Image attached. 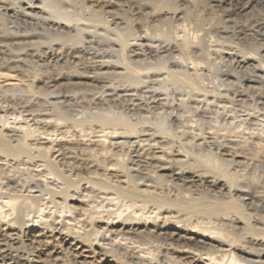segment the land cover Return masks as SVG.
<instances>
[{
    "label": "rangeland",
    "instance_id": "obj_1",
    "mask_svg": "<svg viewBox=\"0 0 264 264\" xmlns=\"http://www.w3.org/2000/svg\"><path fill=\"white\" fill-rule=\"evenodd\" d=\"M157 1L37 0L39 5L49 10L43 16L49 21L41 18L33 24H26L21 18L0 8V73L15 76L20 84L0 85V129H11L21 119V123L26 126L23 124L20 135L15 133L13 137L23 142L17 141L16 145L19 142L27 147L32 142L31 148L35 149H31L32 154L40 156L44 153V156L47 155L53 161L56 159L55 164L60 165L56 171L47 165L45 168L39 167L36 159L27 160L23 154L10 157L11 153L0 151V186L2 184L4 189L10 188L7 199L12 201H21L29 193L26 189L37 191L40 194L39 204L55 211L54 214L51 211L54 218L63 223L60 224L61 228L67 234L73 233L77 225L76 230L81 228L84 232L89 227L87 233L91 231L90 239L96 236L97 240L107 233L116 264H139L145 258L142 264H193L175 253L174 249H180L182 242L169 240V249L166 244L169 241L165 242L166 239L156 233L153 224L158 216H166L174 221L178 218L177 221L192 231V235L204 238L209 245L201 247L204 249L205 246L206 249L196 248L204 256L216 255V259L223 258L225 262L233 254L240 264H264V242L256 244L252 241V237L264 239V34L258 30L260 20L264 19V1H257L240 12L236 10L235 0V3L233 0H165L170 3L168 8L157 6ZM52 20L55 23L62 22L64 27L57 28L52 25ZM1 31H6L5 35ZM132 41H136L135 44ZM149 45L157 47H154V53L145 49ZM162 46L171 49L163 51L160 49ZM254 76H259V79ZM13 117L19 118L14 121L16 118ZM34 119L51 121L48 125L38 126L33 124ZM7 125L9 127L6 128ZM28 125L31 126L28 127L30 130L26 129ZM101 133L103 141L96 142L94 135ZM40 134L52 137L55 145L52 143L51 147L55 150L47 143L35 142ZM111 141H119V144L115 146ZM140 142L146 144L143 150L136 147ZM128 148H131L132 156ZM215 162L222 166L218 167ZM112 166L115 172L111 175L114 177L107 175L111 180H124L117 178L116 172L120 169L125 172L127 169L125 173L131 174L129 186L122 184L121 187L138 193L144 188L141 190L143 195L147 190L148 193L153 192L151 195L155 194L159 204H152L154 207H151L141 196L84 182L91 174L103 176V167ZM161 168L173 170L180 178L170 176ZM183 172L228 181L229 189L221 193V190L208 186L204 180L188 186L181 178ZM51 175L54 178H50ZM50 183L53 185L48 186ZM86 184L87 187H84ZM35 188H39V191ZM0 189H3L2 186ZM245 194L250 198L244 200ZM72 197H85V201L76 202ZM5 199L0 198V201ZM146 205L150 208L148 206L147 209ZM237 207L240 212H237ZM1 209L5 210L4 207L0 208V212L5 214ZM213 209L216 211L212 212ZM36 213L39 214L36 210L27 215L36 221ZM237 213L240 216H235ZM236 217L241 219V223L234 220ZM65 219L73 225H67ZM107 220L115 223L108 225ZM140 220L145 221L146 227ZM129 227L140 232L129 234ZM123 236V242H118L119 239L122 241ZM34 239L31 241L23 237L19 244L11 247L13 251L10 255L15 252V257L8 255L5 262L29 264L24 260L33 256L32 259H39L36 264H60L61 261V264H92L89 263L91 260L79 262L77 258L64 254L65 251L56 255L45 254L47 252H43L44 249L47 247L50 251L53 246V243L49 245L46 241L47 234ZM124 240H127V245L120 244ZM122 246H125L124 250ZM133 251L139 255L143 252V260H134L130 255ZM17 256H22V259H17ZM47 259L51 262H46Z\"/></svg>",
    "mask_w": 264,
    "mask_h": 264
},
{
    "label": "bare ground",
    "instance_id": "obj_2",
    "mask_svg": "<svg viewBox=\"0 0 264 264\" xmlns=\"http://www.w3.org/2000/svg\"><path fill=\"white\" fill-rule=\"evenodd\" d=\"M9 1L10 0H0V8L1 9H3V10H5V12H9L12 16H15V17H19V18H21L22 19V21L24 22V23H26V24H28V23H30V24H33L35 21H37L38 19H41V18H43L44 20H48V19H46L45 17H43L45 14H47V12L49 11H47V9H45V7H43V6H41V5H39L36 1L37 0H14V2H12L11 1V3H9ZM42 1V0H41ZM222 1V0H221ZM220 1V2H221ZM226 1V0H225ZM230 1V0H229ZM234 1V0H233ZM232 1V2H233ZM236 1V5H237V8H236V10L237 11H245V10H247L248 8H250L251 6H253L257 1H261L262 2V0H235ZM235 1H234V3H235ZM264 1V0H263ZM16 2V3H15ZM45 2V1H44ZM92 2V1H91ZM220 2H218V4L220 3ZM228 2V1H227ZM224 3H226V2H224ZM156 4H157V6H159V7H164V8H168V6H169V4L170 3H168L167 1H165V0H159V1H157L156 2ZM229 4H231L232 5V3L230 2ZM146 6H147V4H145ZM234 8V7H233ZM89 10V9H88ZM234 10V9H233ZM236 11V12H237ZM60 12V11H59ZM4 14V13H3ZM9 15V14H8ZM10 15V16H11ZM96 15V14H95ZM11 16V17H12ZM59 16V15H58ZM1 17V16H0ZM9 18V17H8ZM54 18V17H53ZM94 19V18H93ZM55 20V19H54ZM63 20V19H62ZM1 21V20H0ZM7 21V20H6ZM12 21V20H11ZM41 21V20H40ZM43 21V20H42ZM49 21V20H48ZM47 21V22H48ZM53 21V20H52ZM20 22V21H19ZM39 22V21H38ZM38 22H35V23H38ZM50 22H51V20H50ZM54 22V21H53ZM23 23V24H24ZM0 24H1V22H0ZM5 24V23H4ZM11 24H12V22H11ZM18 24V23H17ZM25 24V25H26ZM40 24V23H39ZM45 24H46V22H45ZM48 24V23H47ZM19 25V24H18ZM38 25V24H37ZM51 25V24H50ZM52 25H54V26H56L57 28L58 27H64L63 25H62V22H54V23H52ZM14 26V25H13ZM85 27V26H84ZM83 27V28H84ZM87 27V26H86ZM89 27V26H88ZM182 27V26H181ZM7 28H8V25H7ZM23 28V27H22ZM25 28V27H24ZM27 28V27H26ZM2 29V28H1ZM0 29V30H1ZM47 29V28H46ZM67 29H69V28H67ZM9 30V29H8ZM14 30V29H13ZM27 30V29H26ZM34 30V29H33ZM42 30V29H41ZM258 30L259 31H261L262 32V34H264V19H262V20H260V22H259V24H258ZM257 30V31H258ZM10 31V30H9ZM15 31V30H14ZM25 31V30H24ZM29 31V30H28ZM2 33H4L3 35H5V33H6V31L4 32V31H1ZM8 32V31H7ZM27 32V31H26ZM56 32V31H55ZM100 32V31H99ZM199 32V31H198ZM9 33V32H8ZM10 33H11V31H10ZM64 33H65V31H64ZM63 33V34H64ZM12 34V33H11ZM62 34V33H61ZM145 34V33H144ZM261 34V33H260ZM1 35V34H0ZM13 35V34H12ZM16 35V34H15ZM19 35V34H18ZM78 35V34H77ZM91 35H92V33H91ZM94 35V34H93ZM92 35V36H93ZM110 35V34H109ZM139 35V34H138ZM148 35V34H147ZM8 36V35H7ZM24 36V35H23ZM30 36V35H29ZM95 37V36H94ZM81 38H83V37H81ZM115 38H116V36H115ZM177 38V37H176ZM77 39V38H76ZM79 40V39H78ZM130 41V40H129ZM141 41V40H140ZM21 42V41H20ZM95 42V41H94ZM97 42V41H96ZM134 42H136V41H134ZM133 41H132V43H134ZM77 43V42H76ZM80 43H81V41H80ZM86 43V42H85ZM130 43V42H129ZM171 43V42H170ZM125 44V43H124ZM131 44V43H130ZM129 44V45H130ZM135 44V43H134ZM139 44V43H138ZM164 44V43H163ZM32 45V44H31ZM75 45V44H74ZM91 45V44H90ZM142 45V44H141ZM152 45V44H151ZM165 45V44H164ZM171 45V44H170ZM173 45V44H172ZM181 45V44H180ZM47 46V45H46ZM79 46V45H78ZM119 46V45H118ZM169 46V45H168ZM168 46H162L160 49L161 50H163V51H167L168 49H171V47H168ZM134 47V46H133ZM155 47V46H154ZM152 48V47H150V45L149 46H147L145 49L149 52V53H151V52H153L154 51V49L155 48H157V47H155V48ZM85 48V47H84ZM98 48H100V47H98ZM138 48V47H137ZM173 48V47H172ZM176 48V47H175ZM174 48V49H175ZM159 49V48H158ZM88 50V49H87ZM102 50V49H101ZM156 50V49H155ZM161 50H160V52H161ZM173 50V49H172ZM111 51V50H110ZM147 51H145V52H147ZM169 51V50H168ZM171 51V50H170ZM83 52V51H82ZM142 52V51H141ZM144 52V51H143ZM36 53V52H35ZM86 53V52H85ZM131 53V52H130ZM138 53H140V51L138 52ZM154 53V52H153ZM153 53H152V55H153ZM164 54V53H163ZM163 54H161V55H163ZM41 55V54H40ZM46 55V54H45ZM111 55V54H110ZM134 55H136V57H138L137 55V53H135ZM149 55V54H148ZM147 55V56H148ZM249 55V54H248ZM94 56V55H93ZM132 56V55H131ZM143 56V55H142ZM147 56H145V57H147ZM160 56V55H159ZM174 56V55H173ZM176 56V55H175ZM48 57V56H47ZM109 57V56H108ZM132 57H134V56H132ZM162 57V56H161ZM103 58V57H102ZM101 59V58H100ZM137 59H139V58H137ZM155 59V58H154ZM241 59V58H240ZM102 60V59H101ZM236 60V59H235ZM1 61V60H0ZM80 61V60H79ZM174 61H176V60H174ZM81 62V61H80ZM103 62V61H102ZM137 62H139V61H137ZM173 62V61H172ZM177 62V61H176ZM238 62V61H237ZM42 63V62H41ZM96 64V63H95ZM136 64H138V63H136ZM171 64V63H170ZM181 64V63H180ZM241 64V63H240ZM243 64V63H242ZM241 64V65H242ZM111 65V64H110ZM128 65V64H127ZM2 66V65H1ZM104 66V65H103ZM107 66V65H106ZM131 66V65H130ZM175 66V65H174ZM100 67H98V69H99ZM135 68V67H134ZM185 68V67H184ZM95 69V68H94ZM258 69V68H257ZM109 70V69H108ZM4 73V72H3ZM1 74L0 73V85L1 84H8V86H9V84H10V86H11V84H18V80L16 79V77L14 76L13 77V75H4V74ZM99 73V72H98ZM105 73V72H104ZM90 74V73H89ZM102 74V73H101ZM90 75H92V74H90ZM94 75V74H93ZM100 75V74H99ZM154 75V74H153ZM156 75V74H155ZM95 77H96V75H95ZM255 77V76H254ZM93 78V77H92ZM102 78V77H101ZM255 78H257V77H255ZM257 79H259V76H258V78ZM261 79H262V75H261ZM21 80V79H20ZM251 80V79H250ZM255 80V79H254ZM264 80V79H263ZM103 81V80H102ZM258 81V80H257ZM97 82V81H96ZM160 82H162V81H160ZM89 83V82H88ZM95 83V82H94ZM96 84V83H95ZM18 85H20V84H18ZM3 86V85H2ZM12 86H14V85H12ZM122 86V85H121ZM152 86V85H151ZM155 86V85H154ZM130 87V86H129ZM154 88V87H153ZM15 92V91H14ZM5 94V93H4ZM9 106V105H8ZM6 108V107H5ZM5 111V110H4ZM10 113V112H9ZM13 116V115H12ZM20 116H21V113H20ZM19 116V117H20ZM29 116V115H28ZM8 117V116H7ZM18 117V118H19ZM31 117V116H30ZM13 118H16V117H13ZM18 118H16L14 121H17V119ZM21 118V117H20ZM34 118V117H33ZM23 120H24V118H22ZM26 119V118H25ZM28 119V118H27ZM30 119V118H29ZM23 120H22V122H23ZM31 120V119H30ZM20 121V122H19ZM17 123H16V126L14 125V127H12L11 129L9 128V129H6V130H2V129H0V151H2V152H5V153H11L12 155H10V157L12 156L13 157V155H17V156H19L20 154H23L25 157L24 158H26L27 160H34V159H36V161L38 162V166L40 167H42V166H44V168H45V165H47V166H49V167H51L52 169H55L56 171H57V169H56V167L58 166H60V165H56L55 164V161H56V159H55V161H53L51 158H49L47 155H45L44 156V153L42 154V155H40V156H37V155H34V154H32L31 153V149L33 150L34 149V147H32L31 148V146L33 145H31V143H29V144H27V147L26 146H24V145H21V144H19V142L21 143V142H23V141H21L22 139L20 138V137H18V138H20L21 140H19V139H17V140H15L14 139V134L16 133H19V131H21V129H23V124H24V126H26V124L25 123H21V119L19 120ZM28 121V120H27ZM50 121L51 120H45V119H34L32 122H33V124H35V125H48L49 123H50ZM28 123H31V122H28ZM27 123V124H28ZM52 123V122H51ZM7 124V123H6ZM58 124V123H57ZM260 124V123H259ZM10 125L12 126V124L10 123ZM30 125H28L27 127H26V129H28V127H29ZM34 126V125H33ZM7 127H9V125H7L6 126V128ZM45 127V126H44ZM56 127V126H55ZM29 128H31V126L29 127ZM37 128V127H36ZM39 128V127H38ZM37 128V129H38ZM4 129H5V127H4ZM25 129V128H24ZM26 129H25V131H26ZM28 130H30V129H28ZM103 129H101V131H102ZM98 131V130H97ZM22 132V131H21ZM31 132V131H30ZM41 132V131H40ZM106 132V131H105ZM32 133V132H31ZM52 133V132H51ZM96 133V132H95ZM144 133H146V132H144ZM150 133V132H149ZM37 134V133H36ZM49 134V133H48ZM46 135V134H40V135H37V139H36V141L35 142H37V144H38V142L40 143V141L43 143H47V145H49L50 147H51V145H52V143H53V140L51 139L52 137H50L49 135ZM56 134V133H55ZM106 134V133H105ZM108 134V133H107ZM18 135V134H17ZM16 135V136H17ZM19 135H20V133H19ZM34 135H35V132H34ZM62 135V134H61ZM101 135H103L102 133L100 134V135H94V136H96V142H99L100 140L101 141H103V139H101L103 136H101ZM110 135H111V133H110ZM116 135V134H115ZM13 137V140L14 141H12L11 140V138ZM24 136H25V134H24ZM55 136V135H54ZM104 136H106V135H104ZM123 136V135H122ZM32 137H34V136H32ZM108 137V136H107ZM110 137V136H109ZM113 137V136H112ZM149 137V136H148ZM62 138H63V136H62ZM111 138V137H110ZM116 138V137H115ZM146 138V137H145ZM154 138V137H153ZM54 139V138H53ZM57 138L55 137V140H56ZM64 139V138H63ZM66 139V138H65ZM94 139V138H93ZM149 139H150V137H149ZM55 140H54V142H55ZM62 140V139H61ZM61 140H60V142H61ZM85 140V139H84ZM108 140H110V139H108ZM118 140V139H117ZM137 140V139H136ZM158 140V139H157ZM17 141H19L18 142V144L16 145V143H17ZM58 141V140H57ZM68 141V140H67ZM91 141H92V139H91ZM95 141V140H94ZM121 141H122V139H121ZM141 141V140H140ZM147 141V140H146ZM25 142V141H24ZM78 142V141H77ZM76 142V143H77ZM110 142V141H109ZM112 142V141H111ZM119 141H117V143H115V142H112V143H114L115 144V146L116 145H118L119 143H118ZM131 142V141H130ZM133 142H134V140H133ZM137 142V141H136ZM142 142V141H141ZM141 142L140 143H137L136 144V147L137 148H143L146 144H144V143H146V142H144L143 144H141ZM155 142H156V140H155ZM158 142V141H157ZM34 143V142H33ZM128 143V142H127ZM126 143V144H127ZM135 143V142H134ZM56 144H59V142L58 143H56ZM78 144V143H77ZM86 144V143H85ZM84 144V145H85ZM109 144V143H108ZM111 144V143H110ZM114 144H112V145H114ZM131 144H132V142H131ZM151 144V143H150ZM154 144V143H153ZM36 145V144H35ZM46 145V147H48ZM55 144L53 143V146H54ZM94 145V144H93ZM92 145V146H93ZM100 145V144H99ZM128 145H130V144H128ZM152 145V144H151ZM155 145V144H154ZM87 146V145H86ZM91 146V145H90ZM123 146H124V144H123ZM131 146V145H130ZM149 146V145H148ZM65 147V146H64ZM114 147V146H113ZM118 147V146H117ZM127 147H129V146H127ZM147 147V146H146ZM155 147V146H154ZM159 147V146H158ZM52 148V147H51ZM51 148H50V150H51ZM135 148V147H134ZM148 148V147H147ZM146 148V149H147ZM151 148V147H150ZM222 148V147H221ZM37 149H38V147H37ZM48 149V148H47ZM53 150H55L54 148H52ZM73 149V148H72ZM110 149H111V147H110ZM120 149V148H119ZM131 149V148H130ZM130 149L128 148V150H129V153H130ZM133 149V148H132ZM227 149V148H226ZM44 150H46V149H44ZM56 150H57V148H56ZM60 150V149H59ZM90 150V149H89ZM96 150V149H95ZM109 150V149H108ZM113 150V149H112ZM116 150V149H115ZM139 150V149H138ZM143 150V149H142ZM224 150V149H223ZM222 150V151H223ZM34 151H35V149H34ZM37 151V150H36ZM42 151V150H41ZM48 151V150H47ZM52 151V150H51ZM67 151V150H66ZM91 151V150H90ZM101 151V150H100ZM106 151V150H105ZM104 151V152H105ZM133 151V150H132ZM148 151V150H147ZM146 151V152H147ZM221 151V150H220ZM58 152V151H57ZM60 152V151H59ZM107 152V151H106ZM109 152V151H108ZM136 152H138V151H136ZM140 152V151H139ZM35 153V152H34ZM110 153V152H109ZM114 153V152H113ZM143 153V152H142ZM167 153V152H166ZM175 153V152H174ZM229 153H230V151H229ZM59 154V153H58ZM94 154H95V152H94ZM115 154V153H114ZM132 153H130V156H132L131 155ZM138 154V153H137ZM144 154H145V152H144ZM176 154V153H175ZM6 155H8V154H6ZM56 155V154H55ZM93 155V154H92ZM106 155V154H105ZM121 155V154H120ZM129 155V154H128ZM136 155V154H135ZM140 155V154H139ZM146 155V154H145ZM150 156H151V153L149 154ZM221 155H223V154H221ZM54 156V155H53ZM107 156V155H106ZM122 156V155H121ZM141 156H142V154H141ZM141 156H139V157H141ZM154 156V155H153ZM152 156V157H153ZM226 156H227V154H226ZM232 156V155H231ZM234 156V155H233ZM58 157V156H57ZM65 157V156H64ZM95 157V156H94ZM54 158V157H53ZM130 158H132V157H130ZM134 158V157H133ZM144 158H146V157H144ZM155 158V157H154ZM221 158H224V157H221ZM7 159V158H6ZM112 159V158H111ZM141 158H139V160H140ZM147 159V158H146ZM237 159V158H236ZM4 160V159H3ZM104 160V159H103ZM130 160L131 159H129L128 161L130 162ZM138 160V159H137ZM154 160V159H153ZM159 160H160V157H159ZM184 160V159H183ZM206 160V159H205ZM208 160V159H207ZM211 160V159H210ZM105 161V160H104ZM142 161V160H141ZM145 161V160H144ZM221 161V160H220ZM103 162V161H102ZM132 162V161H131ZM133 162H134V160H133ZM184 162V161H183ZM225 162V161H224ZM1 163V162H0ZM3 163H4V161H3ZM60 163V162H59ZM117 163V162H116ZM138 163V162H137ZM136 163V164H137ZM148 163V162H147ZM146 163V164H147ZM150 163V162H149ZM209 163H211V162H209ZM37 164V163H36ZM81 164V163H80ZM103 164V163H102ZM118 164V163H117ZM190 164V163H189ZM215 165H218V167H220V166H222V165H220L219 166V163L217 164L216 162L214 163ZM224 164V163H223ZM96 165V164H95ZM122 165V164H121ZM141 165V164H140ZM88 166V165H87ZM101 166V165H100ZM106 166V165H105ZM114 166V165H113ZM113 166L112 167H103V171H102V174H103V176L101 175V174H97V175H95L94 176V174L92 175H90V176H88L87 177V179L84 181L85 183H93L94 185H96V184H99V185H103V187H107V188H113V189H120V191H122L124 194L126 193H128V194H132V195H136V196H141V198L143 197V201L146 203V204H151V207L153 206L152 204H157L159 201H156L155 199V194H154V196L153 195H151V194H153V192H151L150 190H149V192H151V193H148V190H147V193L145 194L144 193V195H143V193H142V191L141 190H143V189H141V188H139V189H141L140 191H139V193L137 192V191H135V192H132V190H130V191H128V190H126V188H122L121 187V185L123 184V186H129L128 185V182L130 181V175L131 174H126L125 172H127V169H126V171L124 172V170L122 169H120V171H118V172H116L118 175L116 176L117 178H124V180H121V179H118V181H114V179L113 180H111L110 179V177L109 176H107L108 174L109 175H111L113 172H115L114 171V168H113ZM131 166V165H130ZM134 166V165H133ZM142 166V165H141ZM143 166H144V164H143ZM37 167V166H36ZM35 167V168H36ZM127 166H125V168H126ZM129 167V166H128ZM138 167H140V166H137V168ZM38 168V167H37ZM47 168V167H46ZM68 168V167H67ZM113 168V169H112ZM124 168V169H125ZM130 168V167H129ZM154 168V167H153ZM190 168V167H189ZM43 169V168H42ZM132 169V168H131ZM142 169V168H141ZM202 169V168H201ZM227 169V168H226ZM140 170V169H139ZM165 171V172H167V174L169 173L170 174V176H173L174 178H180V175H177L176 173H174V171L172 172V171H169L167 168H161V171ZM196 170V169H195ZM60 171V170H59ZM135 171V170H134ZM144 171V170H143ZM157 171V170H156ZM63 172V171H62ZM203 172V171H202ZM209 172V171H208ZM55 173V172H54ZM91 173V172H90ZM93 173V172H92ZM101 173V172H100ZM147 173V172H146ZM162 173V172H161ZM179 173V172H178ZM182 173V172H181ZM184 173V172H183ZM207 173V172H206ZM57 174V173H56ZM63 174V173H62ZM64 174H65V172H64ZM63 174V175H64ZM71 174V173H70ZM180 174V173H179ZM204 174V173H203ZM50 175V174H49ZM49 175H47V176H49ZM67 175V174H66ZM114 175V174H113ZM132 175H133V173H132ZM162 175V174H161ZM164 175V174H163ZM206 175V174H205ZM232 175V174H231ZM42 176V175H41ZM45 176V175H44ZM46 176V177H47ZM83 176V175H82ZM165 176V175H164ZM182 177V179H183V181L185 182V183H188V186H189V184L190 185H192L193 183H196L197 181H200V180H204L205 181V183L208 185V186H210V187H214V188H218L219 190H221V193H223L222 192V190H227V189H229V187H228V184H229V182L228 181H223L222 179H216V178H209V177H206V176H203L202 174L200 175V174H196V173H192V172H188V173H184L183 175H181ZM45 177V178H46ZM54 178V176H50V178ZM111 177H114V176H112L111 175ZM167 177H169V176H167ZM172 177V179L174 180V178ZM10 178H12V177H10ZM39 178V177H38ZM47 178H49V177H47ZM57 178V177H56ZM55 178V179H56ZM60 178V177H59ZM79 178V177H78ZM117 178H115V180L117 179ZM133 178H134V175H133ZM132 178V179H133ZM159 178V177H158ZM226 178V177H225ZM232 178H234V177H232ZM61 179V178H60ZM66 179V178H65ZM81 179H83V178H81ZM181 179V180H182ZM7 180H8V177H7ZM40 180V179H39ZM43 180V179H42ZM46 180V179H45ZM58 180V179H57ZM72 179H70V181H71ZM161 180V179H160ZM226 180H227V178H226ZM36 181V180H35ZM34 181V182H35ZM69 180H68V182H70ZM135 181V180H134ZM7 182V181H6ZM46 182H47V180H46ZM48 182H50V181H48ZM54 182V181H53ZM52 182V183H53ZM60 182V181H59ZM76 182V181H75ZM79 182V181H78ZM141 182V181H140ZM176 182V181H175ZM174 182V183H175ZM203 181H201V183H202ZM5 183V181H3V184ZM7 183H9V181L7 182ZM29 183V182H28ZM33 183V182H32ZM61 183V182H60ZM198 183H200V182H198ZM10 184H12V183H10ZM34 184V183H33ZM42 183H40V185H41ZM45 184H48V183H45ZM44 184V185H45ZM54 184H56V183H54ZM88 184V185H89ZM133 185H134V183H132ZM150 184V183H149ZM159 184H160V182H159ZM182 184V183H181ZM16 185V184H15ZM17 185H19V184H17ZM35 185H36V183H35ZM39 185V184H38ZM44 185H42V186H44ZM50 185H53V184H49L48 186H50ZM62 185V184H61ZM72 185V184H71ZM143 185V184H142ZM1 186H2V188L3 189H0V198L2 199V198H6L7 199V196H8V192L10 191L9 189V187L7 186V184H6V187H8L7 189H4L5 187H3V185L1 184ZM0 186V187H1ZM10 186V185H9ZM24 186V185H23ZM47 186V185H46ZM45 186V187H46ZM47 186V188L48 189H50L49 187ZM136 186V185H135ZM182 186H184V184L182 185ZM238 186V185H237ZM25 187V186H24ZM45 187H43V188H45ZM61 187V186H60ZM64 187V186H63ZM84 187H87V184H86V186H84ZM134 187V186H133ZM150 187H151V185H150ZM154 187V186H153ZM165 187V186H164ZM187 187V186H186ZM15 188V187H14ZM27 188V187H26ZM62 188V187H61ZM135 188V187H134ZM133 188V189H134ZM137 188H138V186H137ZM156 188V187H155ZM184 188V187H183ZM25 189V188H24ZM32 189V188H31ZM35 189H37V188H35ZM39 189V188H38ZM37 189V190H38ZM47 189V190H48ZM53 189H54V186H53ZM65 189V188H64ZM94 189V188H93ZM102 189V188H101ZM157 189V188H156ZM16 190V189H15ZM18 190H19V187H18ZM27 190V192H29V193H27L23 198H22V200L21 201H12V200H9V199H5V200H1L0 201V208H2V207H4V209L5 210H2V211H4V213L5 214H3V212L1 213L0 212V264H7V262H5L6 260H5V257L6 256H11L12 258H14L15 256H14V253L12 254V255H10V252H12L13 250H11L12 248V246H16V244H19L20 242H21V239L24 237V238H26L27 240H29V239H31V241L33 240V238H35L36 239V237H39V236H43V235H45V234H47V239H46V241H48V243H49V245H51L52 243H53V246H51V248H50V251L49 250H47L46 248V246H48V245H46L45 247L43 246V248H45L44 249V251L43 252H47V253H45V254H48V253H55V255L56 254H60V253H62L63 251H65V253L64 254H67V256L69 255H71V256H73L75 259L77 258L78 259V261L79 262H89L88 260H91L89 263H91L92 262V264L93 263H99V264H116V258L112 255V251L110 250V239H109V236H107L106 234L107 233H105V236H104V234H103V236L102 237H100L98 234H96L98 237H100L99 239H95V237H94V239L92 240V239H90L89 238V233L91 232H89V233H87L88 232V230H89V227H88V229H87V232L85 231H81V228H80V230H76V227L77 226H79V225H77L74 229H73V233H70V234H67L62 228H61V225L63 224L62 222V224L60 223V221H59V219H57V218H54V216H53V214H54V212L55 211H53L52 210V208H50L51 209V211H53V214H52V212L49 210V207H47V206H45L44 204H39V202H38V200H39V197H40V194L37 192V191H28L29 189H26ZM46 190V191H47ZM97 190V189H96ZM103 190H106V189H103ZM109 190V189H108ZM135 190V189H134ZM154 190V189H153ZM152 190V191H153ZM165 190V189H164ZM195 190V189H194ZM14 191V189L12 190V193H14L13 192ZM21 191V190H20ZM39 191V190H38ZM41 191V190H40ZM102 191V190H101ZM100 191V192H101ZM109 191H111V190H109ZM113 191V190H112ZM214 191V190H213ZM11 192V191H10ZM43 192V191H42ZM41 192V193H42ZM65 192H66V190H65ZM80 192H81V190H80ZM99 192V191H98ZM98 192H96V193H98ZM115 192V191H114ZM181 192V191H180ZM216 192V191H215ZM24 193V192H23ZM51 193V192H50ZM87 193H89V192H87ZM116 193V192H115ZM208 193V192H207ZM217 193V192H216ZM229 193V192H228ZM7 194V195H6ZM11 194V193H10ZM63 194H64V192H63ZM215 194V193H214ZM73 195V194H72ZM88 195V194H87ZM194 195V194H193ZM228 195V194H227ZM241 195V194H240ZM11 196V195H10ZM76 196H78V195H76ZM83 196H85V193H84V195ZM89 196V195H88ZM110 196V195H109ZM109 196H107V197H109ZM157 196V195H156ZM229 196V195H228ZM243 196V195H242ZM241 196V197H242ZM41 197H42V195H41ZM44 197V196H43ZM52 197H54V195H52ZM51 197V198H52ZM65 197V196H64ZM68 197V196H67ZM81 197V196H80ZM80 197H76V198H73L72 197V200H74V201H76V202H81V203H83L85 200H84V198L82 197V198H80ZM90 197V196H89ZM103 197H104V195H103ZM177 197V196H176ZM196 197V196H195ZM213 197V196H212ZM19 198V197H18ZM45 198H47V196L45 197ZM86 198H87V196H86ZM110 198V197H109ZM124 198V197H123ZM133 198V197H132ZM180 198V197H179ZM192 198V197H191ZM217 198V197H216ZM250 197L247 195V194H245V196H243V199L244 200H246V199H249ZM62 199H64V198H62ZM114 199V198H113ZM194 199V198H193ZM19 200V199H18ZM41 200V199H40ZM45 200V199H44ZM49 200V199H48ZM53 200V199H52ZM68 200V199H67ZM66 200V201H67ZM88 200V199H87ZM164 200H166V199H164ZM200 200V199H199ZM204 200V199H203ZM43 201V200H42ZM41 201V202H42ZM56 201V200H55ZM59 201V200H58ZM89 201V200H88ZM106 201H108V200H106ZM140 201V200H139ZM161 201V200H160ZM168 201V200H167ZM241 201H243V200H241ZM49 202H51V201H49ZM53 202V201H52ZM51 202V203H52ZM111 202V201H110ZM112 202H114V201H112ZM130 202V201H129ZM164 202H166V201H164ZM199 202V201H198ZM197 202V203H198ZM218 203H219V201H217ZM229 202H231V201H229ZM229 202H226V204L227 203H229ZM42 203H45V201L44 202H42ZM50 203V204H51ZM56 203H58V202H56ZM108 203V202H107ZM168 203V202H167ZM170 203H171V201H170ZM215 203V202H214ZM49 204V203H48ZM68 204V203H67ZM111 204V203H110ZM135 204V203H134ZM159 204V203H158ZM161 204V203H160ZM177 204V203H176ZM189 204V203H188ZM192 204V203H191ZM220 204V203H219ZM222 204V203H221ZM52 206H53V204H51ZM140 205H141V203H140ZM163 205H165V203L163 204ZM214 205V204H213ZM223 205V204H222ZM225 205V204H224ZM229 205V204H228ZM232 205V204H231ZM50 206V205H49ZM143 206V208H144V204L142 205ZM141 206V207H142ZM149 205H146V208L148 207ZM170 206V205H169ZM226 206V205H225ZM230 206V205H229ZM234 206V205H233ZM135 207V206H134ZM154 207V206H153ZM157 207V206H156ZM155 207V208H156ZM159 207H161V206H159ZM240 207V206H239ZM239 207H237V212H240V208ZM67 208V207H66ZM116 208V207H115ZM137 208V207H136ZM148 208H150V206L148 207ZM147 208V209H148ZM188 208V207H187ZM221 208V207H220ZM90 209V208H89ZM110 209V208H109ZM127 209V208H126ZM125 209V210H126ZM133 209V208H132ZM157 209V208H156ZM164 209V208H163ZM183 209V208H182ZM242 209V208H241ZM38 211L39 212V214H37L34 218H37L38 220H36V221H33L30 217H29V215H27L28 213H30V212H32L33 213V211ZM142 210V208L140 209V211ZM236 210V209H235ZM68 211V210H67ZM74 211V210H73ZM139 211V212H140ZM154 211V210H153ZM152 211V213H154L155 214V212H153ZM158 211V210H157ZM163 211V210H162ZM169 211V210H168ZM181 211V210H180ZM216 211V209H213V211L212 212H215ZM69 212H70V210H69ZM68 212V213H69ZM72 212V211H71ZM142 212V211H141ZM148 212H149V210H148ZM209 212V211H208ZM63 213V212H62ZM75 213V212H74ZM86 213V212H85ZM115 213H117V212H115ZM143 213V212H142ZM147 213V212H146ZM189 213V212H188ZM225 213V212H224ZM243 213V212H242ZM247 213V212H246ZM70 214V213H69ZM72 214V213H71ZM137 214V213H136ZM168 214V213H167ZM202 214V213H201ZM208 214V213H207ZM27 215V216H26ZM58 215V214H57ZM60 215H61V213H60ZM65 215H67V214H65ZM120 215V214H119ZM126 215V214H125ZM130 215V214H129ZM144 215H146V214H144ZM170 215V214H169ZM205 215V214H204ZM209 215V214H208ZM236 215H239L238 213L237 214H235V216ZM32 216V215H31ZM62 216V215H61ZM73 216V215H72ZM111 216V215H110ZM116 216V215H115ZM127 216V215H126ZM147 216H149L148 215V213H147ZM151 216V215H150ZM162 216V215H161ZM168 216V215H167ZM174 216V215H173ZM180 216V215H179ZM240 216V215H239ZM146 217V216H145ZM145 217L143 218L142 217V219H145ZM152 217V216H151ZM229 217H230V215H229ZM63 218V217H62ZM70 218H73V217H70ZM136 218H138V217H136ZM153 218V217H152ZM155 218V217H154ZM202 218H203V216H202ZM224 218V217H223ZM69 219V218H68ZM131 219V218H130ZM140 219V218H139ZM147 219V218H146ZM184 219V218H183ZM209 219V218H208ZM213 219V218H212ZM66 220V221H65ZM65 220H63V221H65L66 222V224L68 225H73L72 223H71V221H68L67 219H65ZM79 220V219H78ZM113 220V219H112ZM123 220H124V218H123ZM127 220V219H126ZM153 220V219H152ZM175 219H170V218H166V216H163V217H160V216H158V217H156V220H155V223L153 224L154 225V228H155V231H156V233L158 234V235H160V236H162V238H164V239H166V241L165 242H167V240L169 241H176V242H179V243H181L183 246L184 245H189V246H191V245H193V246H191V247H188V248H184L182 245L179 247L180 249H174V251H175V253L177 254H179L181 257L182 256H184L185 258H187L188 260H190V262L191 263H193V264H233V263H235V264H240V263H238V261H236L237 260V258H235L234 257V255L232 254V256L230 255V257H229V259L227 258V261H225V262H223L224 261V259L223 258H221V259H216V255H214V256H210V255H206V253H205V255L206 256H204L203 255V253H199L198 251L199 250H202L203 248L201 247V246H203V245H205V244H208L207 242H206V240L204 239V238H199V237H197V236H195V235H192L193 233H192V231H190V230H188V229H186L183 225H181V223H179L177 220H178V218H177V220L176 221H174ZM232 220V219H231ZM234 220H236L237 222H240L241 223V219L240 218H238V217H236ZM255 220V219H254ZM75 221H77L76 219H75ZM108 221V220H107ZM106 221V222H107ZM118 221V220H117ZM120 221V220H119ZM132 221V220H131ZM141 221V220H140ZM148 221H149V218H148ZM81 222V221H80ZM99 222V221H98ZM110 222V223H109ZM120 222H122V221H120ZM125 222H127V221H125ZM124 222V223H125ZM134 222V221H133ZM150 222H152V221H150ZM248 222V221H247ZM74 223V222H73ZM76 223V222H75ZM74 223V224H75ZM115 222L114 221H108L107 222V224L108 225H113ZM123 223V224H124ZM217 223V222H216ZM224 223H225V221H224ZM242 223H243V221H242ZM253 223V222H252ZM61 224V225H60ZM65 224V223H64ZM141 224L142 225H144V224H146L145 223V221H141ZM246 224V223H245ZM244 224V225H245ZM67 225H66V227H67ZM108 225H105V226H108ZM187 225V224H186ZM215 225V224H214ZM92 226V225H91ZM90 226V227H91ZM145 226V225H144ZM220 226V225H219ZM70 227V226H69ZM146 227V226H145ZM227 227V226H226ZM252 227V226H251ZM72 228V227H71ZM86 228V227H85ZM84 228V229H85ZM110 228V227H109ZM120 228V227H119ZM123 228V227H122ZM196 228V227H195ZM236 228V227H235ZM246 228V227H245ZM248 228V227H247ZM261 228V227H260ZM68 229H70V228H68ZM113 229V228H112ZM141 229V228H140ZM226 229V228H225ZM234 229V228H233ZM71 230V229H70ZM86 230V229H85ZM95 230V229H94ZM106 231L107 230H109V229H105ZM144 230V229H143ZM203 230V229H202ZM216 231H217V229H215ZM69 231V230H68ZM112 231V230H111ZM110 231V232H111ZM116 231V230H115ZM119 231V230H118ZM124 231V230H123ZM125 231H127V230H125ZM124 231V232H125ZM128 231H129V234H134V233H136L137 232V230H136V228H133V227H129L128 228ZM251 231H252V229H251ZM65 232V233H64ZM96 232V231H95ZM99 232V231H98ZM138 232H140V231H138ZM137 232V233H138ZM202 232V231H201ZM207 232H208V230H207ZM215 232V231H214ZM213 232V233H214ZM219 232H221V231H219ZM226 232H228V231H226ZM246 232V231H245ZM100 233V232H99ZM111 233H113V232H111ZM143 233H144V231H143ZM212 233V232H211ZM216 233V232H215ZM123 234V233H122ZM126 234V233H125ZM124 234V235H125ZM155 234V233H154ZM254 234V233H253ZM92 235V234H91ZM90 235V236H91ZM128 235V234H127ZM213 235V234H212ZM115 236V235H114ZM117 236V238H119L118 237V235H116ZM234 236V235H233ZM129 237V236H128ZM157 237V236H156ZM230 237V236H229ZM243 237V236H242ZM48 238H49V240H48ZM117 238L115 239L116 241H117ZM122 238V241H121V239H119L118 240V242H123V238H124V236L123 237H121ZM217 238V237H216ZM34 239V240H35ZM38 239V238H37ZM113 239V238H112ZM126 239V238H125ZM128 239V238H127ZM133 239V238H132ZM131 239V240H132ZM218 239V238H217ZM216 239V240H217ZM45 240V239H44ZM106 240H108L107 242H106ZM127 241V240H126ZM125 240H124V243H120V244H126L127 245V243H125L126 242ZM130 240H128V242H129ZM168 242V243H166L167 244V246H168V248L169 249H171V245H170V243L171 242ZM252 241H254V243H256V244H262L263 242H264V239L263 238H256V237H252ZM106 242V243H105ZM111 242H113V241H111ZM117 242V243H118ZM131 242V241H130ZM129 242V243H130ZM132 242H134V240L132 241ZM221 242V241H220ZM248 242V241H247ZM34 243V242H33ZM48 243H46V244H48ZM116 243V244H117ZM137 243V242H136ZM245 243V242H244ZM30 244V243H29ZM28 244V245H29ZM119 244V243H118ZM131 244V243H130ZM166 244H164V245H166ZM211 244V243H210ZM220 244V243H219ZM109 247H108V246ZM125 245V246H126ZM164 245H162V246H164ZM209 245V244H208ZM264 245V244H263ZM20 246V245H19ZM119 246V245H118ZM124 246V247H125ZM132 246V245H131ZM142 246V245H141ZM212 246V245H211ZM123 247V246H122ZM124 247H123V250H124ZM134 247V246H133ZM172 247H174V246H172ZM199 247H201L202 249H199ZM213 247V246H212ZM113 248V247H112ZM111 248V249H112ZM125 248H127V246L125 247ZM129 248V247H128ZM139 248V247H138ZM194 248V249H193ZM196 248H198V249H196ZM235 248V247H234ZM263 248V247H262ZM38 249V248H37ZM120 249H121V247H120ZM137 249V248H136ZM164 249H166V248H164ZM204 249H206L205 248V246H204ZM203 249V250H204ZM233 249V248H232ZM113 250V249H112ZM122 250V249H121ZM133 250V249H132ZM131 250V251H132ZM167 250V249H166ZM173 250V249H172ZM210 250V249H209ZM114 251V250H113ZM128 251V250H127ZM137 251H138V249H137ZM141 251V250H140ZM223 251V250H222ZM124 252H126V251H124ZM129 252V251H128ZM221 252V251H220ZM36 253V252H35ZM139 253V252H138ZM143 253V252H142ZM142 253H140L141 255H139V254H137L136 253V251L134 252L133 251V253L132 254H130L131 255V257H133L134 258V260L135 259H139V258H142V260H143V258L145 257ZM37 254V253H36ZM40 254V253H39ZM39 254H38V256H39ZM44 254V255H45ZM63 254V255H64ZM124 254H126V253H124ZM128 254V253H127ZM30 255V254H29ZM50 255V254H49ZM143 255V256H142ZM212 255V254H211ZM236 255V254H235ZM8 256V257H9ZM32 256V255H31ZM30 256V257H31ZM37 256V255H36ZM51 256V255H50ZM67 256H65V258L67 257ZM70 256V257H71ZM217 256H220V255H217ZM223 256V255H222ZM225 257L227 256V253L224 255ZM33 257V256H32ZM32 257L31 258H26L24 261L25 262H28L29 264H36L37 262H39V261H36L38 258L36 257L35 259L33 258L32 259ZM47 257V256H46ZM49 257V256H48ZM47 257V258H48ZM57 257H60V256H57ZM61 257H62V255H61ZM130 257V256H129ZM40 258V257H39ZM50 258V257H49ZM55 258V257H54ZM183 258V257H182ZM181 258V259H182ZM10 259V258H9ZM17 259H22V256L21 257H19V256H17ZM71 259V258H70ZM69 259V260H70ZM145 259H147V258H145ZM144 259V260H145ZM149 259V258H148ZM39 260V259H38ZM43 260V259H42ZM46 260V259H45ZM56 260H57V258H56ZM63 260V259H62ZM66 260V259H65ZM143 260V261H144ZM185 260V259H184ZM188 260H185V261H188ZM11 261V260H10ZM51 262L50 260H48L47 259V261L46 262ZM53 262L55 261V259L54 260H52ZM67 261V260H66ZM118 261V260H117ZM138 261H140V260H138ZM137 261V262H138ZM143 261H141V262H143ZM256 261V260H255ZM31 262V263H30ZM60 262V261H59ZM58 262V263H59ZM62 262V261H61ZM61 262H60V264H61ZM69 262V261H68ZM140 262V263H141ZM152 262V261H151ZM241 262V261H240ZM55 263H57V261L55 262ZM66 263V262H65ZM139 263V264H140ZM187 263H189V262H187ZM243 263V262H242ZM241 263V264H242ZM54 264V263H53ZM142 264V263H141ZM149 264V263H148Z\"/></svg>",
    "mask_w": 264,
    "mask_h": 264
}]
</instances>
